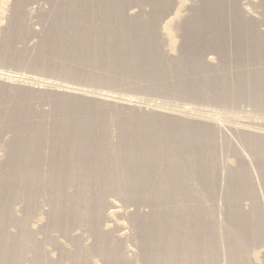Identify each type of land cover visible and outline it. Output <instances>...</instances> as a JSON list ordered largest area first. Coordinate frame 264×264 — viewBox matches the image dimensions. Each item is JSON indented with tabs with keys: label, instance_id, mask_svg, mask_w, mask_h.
<instances>
[{
	"label": "rangeland",
	"instance_id": "1",
	"mask_svg": "<svg viewBox=\"0 0 264 264\" xmlns=\"http://www.w3.org/2000/svg\"><path fill=\"white\" fill-rule=\"evenodd\" d=\"M0 239V264H264V0H0Z\"/></svg>",
	"mask_w": 264,
	"mask_h": 264
},
{
	"label": "bare ground",
	"instance_id": "2",
	"mask_svg": "<svg viewBox=\"0 0 264 264\" xmlns=\"http://www.w3.org/2000/svg\"><path fill=\"white\" fill-rule=\"evenodd\" d=\"M213 37H214V36H213ZM215 39H216V38H215ZM217 40H218V39H217ZM214 45H215V44H214ZM217 45H218V43H217ZM217 45H216V46H217ZM213 47H214V46H213ZM217 47H218V46H217ZM220 47H222V46H220ZM214 48H215V47H214ZM215 49H216V48H215ZM238 50H239V49H238ZM215 53L217 54V50L214 51V54H215ZM221 53H222V52H221ZM243 55H244V54H243ZM2 82H3V81H2ZM5 83H6V82H5ZM12 83L15 84L14 82H12ZM12 83L10 82V83H8V84H12ZM32 87H33V86H32ZM33 89H37V90H39V89H41V88H40V86H39V87H38V86H37V87L35 86V87H33ZM42 89H43V88H42ZM42 89H41V90H42ZM45 89H46V88H45ZM41 90H40V91H41ZM51 91H52V90H51ZM67 91H68V90H67ZM41 92H42V91H41ZM68 92H71V90L68 91ZM36 93H37V92H36ZM72 94H73V93H72ZM74 94H75V93H74ZM44 95H45V94H44ZM49 95H50V94H49ZM76 95H77V94H76ZM42 98H43V97H42ZM43 99H44V98H43ZM41 102H42V101H41ZM50 106H51V105H50ZM139 109H141V107H140ZM50 111H51V110H50ZM215 125H216V124H215ZM217 127H218L221 131H223L225 126L223 127V126H220V125H219V126H217ZM59 129H60V128H59ZM225 131H226V130H225ZM42 138H43V136H42ZM42 138H41V139H42ZM68 140H69V139H68ZM103 141H104V140H103ZM160 143H161V142H160ZM100 148H101V147H100ZM88 154H89V153H88ZM59 156H60V155H59ZM205 157H206V156H205ZM206 158H207V157H206ZM41 160H42V159H41ZM82 160H83V159H82ZM93 160H94V159H93ZM87 161H88V160H87ZM87 164H88V163H87ZM48 166H49V165H48ZM53 166H54V165H53ZM25 167H26V166H25ZM40 167H41V166H40ZM35 171H36V170H35ZM40 171H41V170H40ZM31 174H33V173H31ZM34 177H35V176H34ZM37 178H38V177H37ZM143 180H144V179H143ZM126 182H127V181H126ZM144 182H145V181H144ZM146 183H147V182H146ZM142 185H143V184H142ZM148 185H149V184H148ZM151 187H152V186H151ZM94 188H95V187H94ZM85 189H87V188H85ZM123 189H125V188H123ZM169 189H170V188H169ZM98 190H99V189H98ZM125 190H126V189H125ZM142 190H143V189H142ZM111 191H112V190H111ZM114 191H115V190H114ZM149 191H150V190H149ZM150 192H151V191H150ZM160 192H161V191H160ZM79 193H80V192H79ZM106 194H107V193H106ZM149 194H150V193H149ZM152 194H153V193H152ZM160 194H161V193H160ZM154 195H155V194H154ZM80 196L82 197V195H80ZM157 196H158V195H157ZM104 197H105V196H104ZM165 197H166V196H165ZM171 197H172V196H171ZM97 198H98V197H97ZM105 198H106V197H105ZM154 198H155V197H154ZM78 200H79V199H78ZM98 200H99V199H98ZM101 202H102V201H101ZM161 202H163V201H161ZM96 204H97V203H96ZM144 205H145V204H144ZM102 209H103V208H102ZM103 210H104V209H103ZM163 217H164V216H163ZM156 218H157V217H156ZM161 218H162V217H161ZM153 219H154V218H153ZM169 219H170V218H169ZM179 219H180V218H179ZM101 220H102V219H101ZM180 220H181V219H180ZM161 222H162V221H161ZM156 224H157V223H156ZM72 227H73V226H72ZM152 234H153V233H152ZM162 234H163V233H162ZM172 235H173V234H172ZM153 236H154V235H153ZM165 236H166V235H165ZM193 237H194V236H193ZM168 238H169V237H168ZM168 238H167V239H168ZM188 238H189V237H188ZM0 240H1V239H0ZM142 240H143V239H142ZM147 240H148V239H147ZM168 240H169V239H168ZM193 240H194V238H193ZM157 241H158V240H157ZM3 242H4V241H3ZM3 242H2V243H3ZM5 244H6V243H5ZM151 245H152V244H151ZM186 245H187V244H186ZM4 246H5V245H4ZM155 246H156V245H155ZM7 247H8V246H7ZM166 254H167V253H166ZM163 255H164V254H163ZM163 255H162V256H163Z\"/></svg>",
	"mask_w": 264,
	"mask_h": 264
}]
</instances>
